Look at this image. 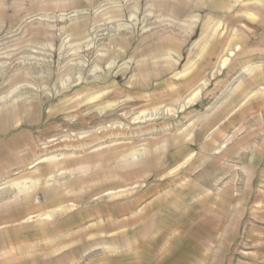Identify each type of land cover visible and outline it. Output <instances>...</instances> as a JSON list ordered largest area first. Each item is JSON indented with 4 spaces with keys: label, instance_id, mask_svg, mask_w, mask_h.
<instances>
[{
    "label": "rangeland",
    "instance_id": "1",
    "mask_svg": "<svg viewBox=\"0 0 264 264\" xmlns=\"http://www.w3.org/2000/svg\"><path fill=\"white\" fill-rule=\"evenodd\" d=\"M147 1L0 0V115L4 111L12 112L5 129L4 122L0 119L1 179L7 182L12 177L29 176L43 166L40 169L42 173L40 170L34 173H45L46 178H51L49 173L55 172L53 181L58 179L55 182L63 184L70 195L83 197L88 205H105L104 203L113 199L120 204L142 191L152 193L154 190L156 194L158 191L166 194L176 192L185 177H192L193 169L197 173L202 167L205 180L208 181L212 174H216L220 165L224 166V163L231 159L225 158L228 155L224 156L223 153L211 155V159L204 162L203 156L199 154L201 150L209 154L211 148L219 144L223 135L232 131H236L234 141L241 142L243 150L244 144L248 143L249 127L264 128V93L260 92L264 87V25L260 19L264 10L260 13L258 8L252 6L234 7L230 11L221 7L210 9L202 7L201 0H196L192 8L201 13V23L189 41L170 45L169 40L152 39V33L156 31V34L159 33L165 38L169 33V24H178L185 28L188 26V17L176 15L170 7L151 8L147 6ZM125 5L129 6L126 8ZM245 11L249 12V17L244 16ZM57 16L68 18L65 26L61 27L57 23ZM81 17L92 23L95 20L98 22V26L90 29L87 36L72 31L79 25ZM120 21L131 23V27L133 26V31L128 34L129 38H119L116 35V27ZM92 43L96 45L90 49ZM225 60L228 62L226 61V65L221 69L220 63L223 64ZM112 62H115V65L108 68V64ZM95 65L98 67V71H95L97 78L90 80L88 87L83 88L85 83L82 85V81L89 78L96 69ZM156 67L159 68L158 71ZM241 70H245L247 75L240 81L234 93L225 103L218 100L226 90L228 81L236 77ZM135 74L139 76L135 77ZM128 79H131V83L126 86ZM205 81L207 84L203 86ZM115 85L135 90L140 94L146 92L140 99L131 95L132 97L123 101H117L115 107L124 102L132 105L140 102L144 104L145 101L144 105L153 110L156 106L157 87L164 94L165 91L169 94L179 92L171 96L172 99H161V107L172 109L177 108L176 106L189 96L190 93H185L186 88L191 89L193 94L199 86L205 88L202 93L192 97L189 108L176 115L177 117L152 122L150 120L149 123L141 125L145 129H151L150 133L146 132V136L139 138L134 134H119L120 136L112 135L111 138L107 132L99 135L91 130L92 125L87 122L85 125L78 122L89 114L99 113V109L107 106L105 103L109 100L106 97ZM88 95H93L92 99L87 98ZM246 97L249 98L243 103L242 100ZM234 107L236 110L230 114ZM212 112L214 115L208 117ZM255 112L256 118L250 119V113ZM181 127L186 129L183 134L176 132ZM155 128L156 130L152 131ZM68 130L74 133H89L84 140L75 143L71 140L72 143L69 139L64 144H79L86 139L95 138L96 145L87 147L89 150L75 148L78 154H74V148H60V151H55L57 146L45 148L46 139L66 135ZM210 130H214V133L209 136ZM16 137H19L20 143L12 142ZM141 139L143 141H140ZM42 143L43 149L39 146ZM205 143L211 146L207 147ZM116 147H122L132 154L139 148H143L142 151L146 154L144 149H149V156L156 154L155 157L158 158L156 160L151 159V156L146 157L145 160L156 163L140 177L127 180L117 178V181H121L119 187L133 185V188H137L132 195L111 199L101 197L100 200L93 201V197L101 194L106 182L112 178L110 168L116 169L119 163L122 164L120 155L106 157L109 151ZM178 149H181V154L177 161H174L170 155H176ZM51 152H66L67 155L62 157L56 167L55 160L50 162ZM248 154L247 151H241L242 164L248 163ZM95 155L101 156L86 163L89 165L86 167L90 174L100 175V179L92 182L77 180V177L68 179L69 171L76 160ZM37 162L40 163L31 168V164ZM142 182H146L143 188ZM135 184L138 185L134 186ZM68 227L69 231L64 232L65 241L73 247L70 249L72 255L74 250L75 254L82 253L76 251L77 245L87 250L88 246L96 245V242L100 241L99 237L92 235L91 224L85 223V226L77 228L74 223ZM60 231L61 228L54 226L52 231L48 232L56 237L60 235ZM55 237L53 243L57 239ZM241 238L240 264H250L247 258L248 235L244 233ZM61 242L64 241L59 238L54 244ZM87 251L90 252L91 248ZM24 254H27L26 251H21L20 257L27 262V256ZM37 255L43 256V253L39 252ZM26 262L21 264H28ZM226 264L231 263L226 261Z\"/></svg>",
    "mask_w": 264,
    "mask_h": 264
},
{
    "label": "crops",
    "instance_id": "2",
    "mask_svg": "<svg viewBox=\"0 0 264 264\" xmlns=\"http://www.w3.org/2000/svg\"><path fill=\"white\" fill-rule=\"evenodd\" d=\"M153 1L148 0L147 6L170 7L176 15L188 17V26L169 24L165 38L156 31L151 38L169 40L170 45L189 41L202 20L201 13L192 8L196 0ZM200 2L202 7H221L225 11L247 6L258 8L260 13L264 10V0ZM245 12L244 16L249 17V12ZM260 19L264 25V12ZM246 75L241 70L229 80L218 100L227 102ZM260 92L264 93V87ZM213 115L214 112L208 117ZM249 117L256 118V112ZM210 131L209 136L214 133ZM236 134V131L224 134L209 154L200 151L204 162L211 155L223 153L231 159L220 165L212 177L207 176L208 181L202 167L197 173L193 169L191 178L179 181L176 192H138L120 204L113 199L105 205H88L83 197L70 195L63 184L55 182L57 179L53 181V172L49 173L51 178L39 172L30 175L31 187L19 195L11 187L19 178L12 177L7 182L0 178V264L26 262L20 257L21 251H26L28 264H226V261L240 264L244 233L248 235V262L264 264V128L249 127L248 143L243 150L241 142L234 141ZM180 151L176 150V155L170 158L177 161ZM241 151L249 153L247 164L241 163ZM49 215L54 216L50 222L41 220ZM29 216L39 220L26 222ZM74 223L77 228L91 224L92 235L99 237L96 245L87 247L90 252L77 245L76 251L82 253L75 254L74 250L70 254L73 247L66 244L64 232ZM54 226L61 228L59 236L49 234ZM54 237L57 238L54 243L59 238L64 242L54 244ZM39 252L43 256H38Z\"/></svg>",
    "mask_w": 264,
    "mask_h": 264
},
{
    "label": "bare ground",
    "instance_id": "3",
    "mask_svg": "<svg viewBox=\"0 0 264 264\" xmlns=\"http://www.w3.org/2000/svg\"><path fill=\"white\" fill-rule=\"evenodd\" d=\"M125 1V0H124ZM142 2V1H141ZM138 3V2H137ZM115 4H118L115 2ZM135 4V3H134ZM137 5V4H136ZM126 6V5H125ZM129 6V5H128ZM126 6V8L128 7ZM135 7V6H134ZM136 8V7H135ZM141 9V8H140ZM62 13V12H61ZM246 13V12H245ZM66 14V13H64ZM67 15V14H66ZM62 16V15H61ZM56 18L57 20V23H59L61 25V27L65 26V24L67 23V19L66 17H61ZM146 17V16H145ZM72 21H74L72 19ZM80 22L79 25L77 26V28H75L73 31L74 32H78L80 33V35H83V36H87L89 33H90V29H95L97 26H98V22L95 20L93 23L90 22V21H87V20H83V17H81V19L79 20ZM134 22V21H133ZM147 22V21H146ZM145 24V23H144ZM116 35L119 37V38H126L128 37L129 38V33H131V31H133V26L131 27V23H127V22H124V21H120L118 22L117 24V27H116ZM149 28V26H148ZM171 28V27H170ZM77 29V31H76ZM91 30V31H92ZM144 32V31H143ZM113 36V34H112ZM98 39V38H97ZM126 40V39H124ZM96 45V43H92L90 44L89 48L92 49L94 48ZM173 51V50H171ZM228 53V52H227ZM226 61L225 60L223 62V64L221 63V65H226ZM228 62V61H227ZM167 64V63H166ZM169 64V63H168ZM115 65V62H112L111 64H108V68H111ZM166 66V65H165ZM73 67V66H72ZM96 67V65H95ZM107 67V66H106ZM222 67V66H221ZM98 67H96L95 70H93L92 74L90 76H88L89 78L85 79V81H82V85H83V88L84 86L88 87V82L95 78L96 77V70L98 71L97 69ZM167 68V67H166ZM78 69V68H77ZM159 68L156 67V71H158ZM188 69L189 66H188ZM216 69V68H215ZM222 69V68H221ZM108 70V69H107ZM187 70V69H186ZM202 70V69H201ZM140 72V71H139ZM65 76V75H64ZM98 76V75H97ZM139 74H135V77H138ZM141 77V76H140ZM156 78H157V75H156ZM65 81V80H64ZM80 81V80H79ZM64 83V82H63ZM102 83H104V80L102 81ZM110 83V82H109ZM120 83V82H119ZM131 83V79H128L126 81V86L129 85ZM207 82L205 81L204 82V85L203 86H206ZM238 84V83H237ZM203 86H199V88L197 89L196 92H193L191 91V89L189 88H186L185 90V93H190L189 96L186 98V100L182 101V103L178 106H176L177 108L175 109H172V108H166V107H161L160 106V103H161V99L164 98V97H169V99H172L171 96H174V95H177V93L179 92H173V93H166L165 91V94L160 91V89L157 87L156 88V106L153 110V108H149L148 105H144L146 104L145 101L144 104H141L142 102H140V104H134L132 103V105L128 102H124V103H121L120 105H117V107H115V104L117 103V101H123L124 99L126 98H129V97H132L131 95L135 96V99L136 98H139L140 97H143L144 95H146V92L142 93H137L135 90H129L127 89L126 87H118L117 85H115L113 88V91L110 92V94L108 93L107 95V99L109 100L108 102H106L105 104H107V106H105L104 108H101L99 109V113H93V114H89L88 116H86L85 118H82V121L81 122H78L79 124H83L85 125V123L87 122L88 124L92 125L90 127L91 130H94L97 132V134H103L105 132H107L108 135H111V138H112V135H119V134H134L135 136H138L139 138L144 136L145 134H147L146 132H149L150 130L148 129H145V127L141 126L143 125L144 123H147L148 121L151 122L156 120V121H159L161 119H169L171 117H174L182 112H185V110H187L190 106V100H192L194 97V95H199L200 93H202V91L204 90L205 87ZM236 86V85H235ZM79 87V86H78ZM103 87V86H102ZM82 88V87H81ZM104 88V87H103ZM149 88V87H147ZM86 90V89H85ZM84 91V90H83ZM82 92V91H81ZM132 93V94H131ZM83 94V93H82ZM88 94V93H87ZM95 94V93H94ZM104 95V94H103ZM193 95V96H192ZM87 97V96H86ZM93 95H88L87 98H91L92 99ZM105 98V97H104ZM119 99V100H118ZM164 101V100H162ZM139 103V102H138ZM148 104V102H147ZM146 106V107H145ZM35 107V106H34ZM31 108V107H30ZM110 110V111H108ZM94 111V110H92ZM104 112H107L104 114ZM12 113V112H11ZM8 111H4L2 112V114L0 115V119L4 122L3 124V129H5L4 127H6V122L8 119L11 118L12 114ZM177 117V116H176ZM71 118V117H70ZM134 118V119H132ZM75 120V119H74ZM74 120H71L72 122ZM133 121V123H132ZM137 122V123H136ZM148 122V123H149ZM71 123V122H70ZM153 124V123H151ZM140 126V127H139ZM173 126V125H172ZM134 127H137V128H134ZM169 127V126H168ZM68 128V127H67ZM164 128V127H162ZM66 129V128H65ZM70 129V128H69ZM83 129V128H82ZM165 129V128H164ZM86 130V129H85ZM153 130H156L155 129H152ZM185 130L183 127H181L180 129H177L176 132H180V133H185ZM83 131V130H82ZM151 131V132H152ZM175 131V130H174ZM65 132V131H64ZM79 132V131H78ZM93 132V131H92ZM87 133L89 132H86V131H83V132H80V133H74L71 132V130L69 131L68 130V133L66 135H63V136H60L58 138H50V139H46V144L47 145L45 148H48V147H53V146H57V150L55 151H60L61 149L60 148H74L73 151L74 154H78L79 152H77L78 150H76L75 148H80V149H86L87 147H91V146H94L96 145L94 142L96 141V139H86L85 141H82V143H79V144H72L73 142L71 140H74V143L75 141H78V140H84L86 137H87ZM91 133V132H90ZM150 133V132H149ZM62 134V133H61ZM65 134V133H63ZM156 134V133H155ZM189 134V133H188ZM187 134V135H188ZM186 135V136H187ZM105 136V135H104ZM120 136V135H119ZM146 136V135H145ZM151 136V135H150ZM102 137V136H101ZM109 137V136H107ZM115 137V136H113ZM123 137V136H121ZM99 138V137H98ZM103 138V137H102ZM70 139V141L72 143H68V144H64V142H67L68 140ZM116 139V138H115ZM48 140V141H47ZM104 140V139H103ZM114 140V139H113ZM122 140V138H121ZM124 141V140H123ZM127 141V140H125ZM131 141V140H130ZM140 141H143V139H141ZM13 143H20L19 141V137H16L12 140ZM56 142V143H55ZM101 142V141H99ZM111 142V141H110ZM55 143V144H54ZM100 144V143H99ZM99 144L97 146H99ZM38 145V144H37ZM103 145V144H101ZM40 147L41 146H44V143L40 144L39 145ZM141 146H144V145H141ZM96 147V146H95ZM42 148V147H41ZM92 148V147H91ZM43 149V148H42ZM50 149V148H49ZM56 149V148H55ZM88 149V148H87ZM90 149V148H89ZM88 149V150H89ZM63 150V149H62ZM143 148H139V150L136 149L135 153H130V152H127L124 148L122 147H116L114 149H112V151H109L108 155H106V157L110 158V157H113L114 155H120L121 157V163H119V165L117 166L116 169H113V168H110V177L112 176V178L109 179L108 182H106L105 184V188L103 189L102 192H100L101 194H97L93 197V201H98L101 199V197H104V198H114V197H119V196H129V195H132L134 192H136L137 188H133L132 186H127V187H119L121 181H117V178L118 177H121V178H124V179H129V178H137V177H140V175L142 176L143 173L147 172V170H149L152 166L154 167V164L156 163H153V161L151 160H145L146 157H150L151 156V159H156L158 157H155L156 154L154 155H150L149 156V149H144V151L146 152L143 153ZM45 151V150H44ZM42 151V152H44ZM64 152V151H63ZM56 153V154H53L51 152V157L50 159H52L50 162H55L56 163V167L60 164V160L62 159L63 156H66L67 153ZM72 152V151H71ZM85 152V151H84ZM88 152V151H86ZM124 152L123 154H120ZM46 153V152H45ZM50 154V153H48ZM42 155V154H41ZM40 156V155H38ZM99 156L101 155H95V156H90V157H87V158H82L80 160H76L75 163L72 164V168L71 170L69 171V178H76L77 180H84V181H94L96 179H100V175H97V174H90V170L87 169L86 166H89L87 165L86 163H89L91 161H94L95 159L99 158ZM35 157V156H34ZM44 157V155H43ZM43 157L41 159H43ZM35 159V158H34ZM144 159V160H143ZM31 160V159H30ZM36 160V159H35ZM55 160V161H54ZM119 160V158H118ZM117 160V161H118ZM32 161V160H31ZM30 161V162H31ZM34 161V160H33ZM37 161V160H36ZM34 161V162H36ZM43 161V160H41ZM58 162V163H57ZM119 162V161H118ZM40 163V162H37V163H32L31 165H33L31 168H35L36 165ZM107 163H110V162H107ZM29 165V166H31ZM28 166V167H29ZM43 166H40L39 169H36L34 170L32 173L29 174V176H21L18 181L16 183H14L11 187H13V191L14 192H17L15 194H18V193H23L25 192L26 190H28L30 187H31V181H29V177L30 175H32L34 172L42 169ZM24 168V167H23ZM26 169V167L24 168ZM33 170V169H32ZM41 171V170H40ZM68 172V171H67ZM55 173V172H54ZM63 173V172H62ZM66 173V172H64ZM61 174H59L60 176ZM5 178V177H4ZM52 178L54 179V174L52 175ZM31 179V178H30ZM36 181V180H35ZM58 181V179H57ZM62 181V179H61ZM34 182V180H33ZM148 182V181H147ZM143 184L141 185V187H145V183L146 182H142ZM122 185V184H121ZM138 184H135L134 186H136ZM3 187V186H2ZM150 189V188H149ZM31 190V189H30ZM10 191V190H9ZM143 192V191H142ZM11 194V193H10ZM9 194V196H10ZM19 195V194H18ZM16 196V195H15ZM14 197V195H13ZM8 200V199H7ZM29 204V203H28ZM109 204V203H108ZM71 206V205H70ZM65 207V206H64ZM70 212V211H69ZM90 212V211H89ZM54 214V212H53ZM41 216V215H40ZM91 216V215H89ZM64 217V216H63ZM54 216L52 215H49L41 220H45L47 222H50L51 219H53ZM20 219V217H19ZM24 219V217H23ZM39 218H34V217H28L26 222H31L33 221V223L35 221H38ZM25 223V222H23Z\"/></svg>",
    "mask_w": 264,
    "mask_h": 264
}]
</instances>
